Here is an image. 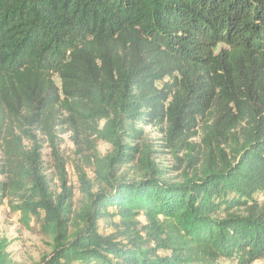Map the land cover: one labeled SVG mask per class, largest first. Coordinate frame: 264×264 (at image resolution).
<instances>
[{
  "label": "trees",
  "instance_id": "16d2710c",
  "mask_svg": "<svg viewBox=\"0 0 264 264\" xmlns=\"http://www.w3.org/2000/svg\"><path fill=\"white\" fill-rule=\"evenodd\" d=\"M5 204L49 239L33 264L264 261V0H0Z\"/></svg>",
  "mask_w": 264,
  "mask_h": 264
},
{
  "label": "rangeland",
  "instance_id": "374dc122",
  "mask_svg": "<svg viewBox=\"0 0 264 264\" xmlns=\"http://www.w3.org/2000/svg\"><path fill=\"white\" fill-rule=\"evenodd\" d=\"M146 133L149 134L151 144L157 151L154 155L157 163L162 169H169L168 171L171 178H176L180 171L173 170L175 160L174 157L168 153V149L164 148V141L162 136L154 128L148 127ZM61 146V155L69 161L68 166L69 181L74 187L76 197H80V184L78 182V175L76 169L73 167L76 165L85 169L89 178L93 179L94 175L91 169L87 168L84 164L82 157L77 155L79 151L75 144L72 143L69 136L63 138ZM97 150L104 156L111 151V146L104 142L96 143ZM181 156V154H180ZM44 159L46 161V167L48 169V175L54 180V189L57 188V174L54 165V159L52 152L49 149L44 150ZM172 168V169H171ZM142 225H148L146 220L141 217ZM38 221L31 220L29 224L23 221L19 214L15 213L8 205H4L0 208V241H6L8 244L7 252L11 255V258L19 264H33L39 263L41 257L50 254L49 239L40 233L38 227ZM112 233L111 230L106 231V234ZM220 264H236L234 261H221ZM257 264H264V261H260Z\"/></svg>",
  "mask_w": 264,
  "mask_h": 264
}]
</instances>
